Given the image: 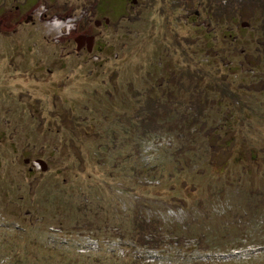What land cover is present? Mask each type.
<instances>
[{"label": "rangeland", "instance_id": "1", "mask_svg": "<svg viewBox=\"0 0 264 264\" xmlns=\"http://www.w3.org/2000/svg\"><path fill=\"white\" fill-rule=\"evenodd\" d=\"M143 259L264 264V0H0V264Z\"/></svg>", "mask_w": 264, "mask_h": 264}, {"label": "trees", "instance_id": "2", "mask_svg": "<svg viewBox=\"0 0 264 264\" xmlns=\"http://www.w3.org/2000/svg\"><path fill=\"white\" fill-rule=\"evenodd\" d=\"M154 113H155V112H154ZM143 261H146L145 264H156V263L151 262L150 259H149V260H148V259H143Z\"/></svg>", "mask_w": 264, "mask_h": 264}]
</instances>
